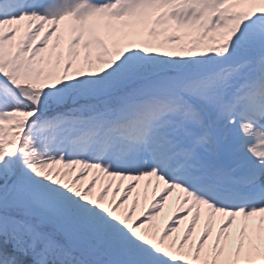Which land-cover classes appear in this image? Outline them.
<instances>
[{
  "label": "snow or ice",
  "instance_id": "obj_1",
  "mask_svg": "<svg viewBox=\"0 0 264 264\" xmlns=\"http://www.w3.org/2000/svg\"><path fill=\"white\" fill-rule=\"evenodd\" d=\"M0 264H264V0H0Z\"/></svg>",
  "mask_w": 264,
  "mask_h": 264
}]
</instances>
